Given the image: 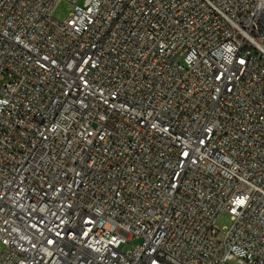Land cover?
<instances>
[{"label": "built area", "instance_id": "built-area-1", "mask_svg": "<svg viewBox=\"0 0 264 264\" xmlns=\"http://www.w3.org/2000/svg\"><path fill=\"white\" fill-rule=\"evenodd\" d=\"M67 1L0 0V264H264V0Z\"/></svg>", "mask_w": 264, "mask_h": 264}, {"label": "rangeland", "instance_id": "rangeland-1", "mask_svg": "<svg viewBox=\"0 0 264 264\" xmlns=\"http://www.w3.org/2000/svg\"><path fill=\"white\" fill-rule=\"evenodd\" d=\"M78 3L81 4L82 0H78ZM72 10V3L68 2L67 0H57L56 4L54 5L51 15L57 20L65 19L69 12ZM3 80H0V84ZM231 223L230 215L226 212H222L216 219V224L220 228L228 227ZM138 243L136 239H130L126 244L123 245L124 250L131 249L134 245ZM3 245L0 243V251L2 250ZM231 264H235L232 262Z\"/></svg>", "mask_w": 264, "mask_h": 264}, {"label": "snow or ice", "instance_id": "snow-or-ice-1", "mask_svg": "<svg viewBox=\"0 0 264 264\" xmlns=\"http://www.w3.org/2000/svg\"><path fill=\"white\" fill-rule=\"evenodd\" d=\"M238 203H242V201H238Z\"/></svg>", "mask_w": 264, "mask_h": 264}]
</instances>
